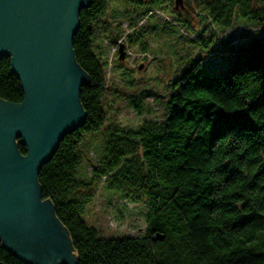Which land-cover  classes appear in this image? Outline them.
Wrapping results in <instances>:
<instances>
[{
    "label": "trees",
    "instance_id": "1",
    "mask_svg": "<svg viewBox=\"0 0 264 264\" xmlns=\"http://www.w3.org/2000/svg\"><path fill=\"white\" fill-rule=\"evenodd\" d=\"M108 1L89 0L78 11L72 50L89 82L78 94L86 115L36 176L43 200L52 204L53 215L76 252V264H264L262 39L231 44L239 45L234 62L221 73L205 71L201 58L179 65L176 74L182 72L165 94L153 98L161 101L159 114L142 118L134 128L108 124L103 133L107 140L91 163L90 178L79 177L80 145L105 123V96L110 91L106 62L93 52L92 43ZM124 1L144 9L137 19L173 4V22L192 28L193 17L177 12L174 0ZM191 2L199 10L200 15L195 14L199 25L207 23L198 29L200 41H209L206 32L211 25L221 32L227 29L235 12L264 23V0ZM160 20L164 25L170 22ZM130 37V44L139 42L144 49L142 35ZM22 99L21 83L10 72V58L4 57L0 100ZM15 144L18 153L26 155V147L19 140ZM101 180L133 200L146 198L149 213L144 229L127 238L106 239L82 220ZM0 264L27 263L0 245Z\"/></svg>",
    "mask_w": 264,
    "mask_h": 264
},
{
    "label": "water",
    "instance_id": "2",
    "mask_svg": "<svg viewBox=\"0 0 264 264\" xmlns=\"http://www.w3.org/2000/svg\"><path fill=\"white\" fill-rule=\"evenodd\" d=\"M89 0H0V60L21 83L20 103L0 100V245L27 264H76L77 255L43 200L38 169L84 121L78 94L88 78L75 61L78 11ZM182 0H174L176 10ZM123 58V45L118 48ZM26 147L20 155L15 141Z\"/></svg>",
    "mask_w": 264,
    "mask_h": 264
},
{
    "label": "rangeland",
    "instance_id": "3",
    "mask_svg": "<svg viewBox=\"0 0 264 264\" xmlns=\"http://www.w3.org/2000/svg\"><path fill=\"white\" fill-rule=\"evenodd\" d=\"M195 4L191 0H182V6L177 10L181 14L188 12L193 17L192 28H188L173 22L170 12L173 4L165 10L158 7L137 19L143 8L131 6L124 0L108 1L104 16L95 27L92 43L93 52L106 62L103 69L110 91L105 96V123L80 145V178H90L91 163L101 154L107 140L103 133L108 124L134 128L142 118L159 114L161 101L154 102L153 98L165 94L168 84L182 72L179 70L176 74L179 65L190 58H201L205 71L221 73L234 62V52L239 45L231 44H237L238 39L264 40V23L235 12L227 29L221 32L219 27L211 25L206 32L209 41H200L202 38H199L198 29L207 26V23L199 25L195 14L200 13ZM161 17L170 22L164 25ZM133 33L142 35L144 49L138 47L139 42L130 44ZM120 44L123 45V58H119L118 54ZM148 213L146 198L133 200L124 192L108 188L101 180L82 220L94 227L101 238L122 239L144 229Z\"/></svg>",
    "mask_w": 264,
    "mask_h": 264
}]
</instances>
